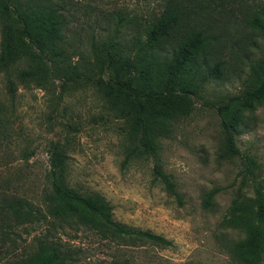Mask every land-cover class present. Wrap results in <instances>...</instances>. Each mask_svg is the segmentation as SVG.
<instances>
[{
    "label": "rangeland",
    "instance_id": "obj_1",
    "mask_svg": "<svg viewBox=\"0 0 264 264\" xmlns=\"http://www.w3.org/2000/svg\"><path fill=\"white\" fill-rule=\"evenodd\" d=\"M47 1L45 6L59 9L67 21L66 46L73 52L71 62L77 63L82 57L91 60L92 46L110 39L132 58L168 4ZM210 1L222 47L211 61L223 60L222 77L190 94V113L169 122L153 154L141 150L132 119L114 117L96 86L37 80L29 72L41 63L29 59L28 45L15 43L9 67H0V264L23 263L51 240L70 252L73 264H247L256 229L264 241V207L256 211L254 192L256 183L264 180V103L252 101L238 115L236 145L256 161L248 175L241 158L226 153L213 106L255 84L258 65L264 63V35L247 22L264 0ZM8 32L0 17V55ZM171 45L165 40L161 51L168 52ZM53 147L67 154L71 187L100 193L114 220L150 230L171 243L123 242L47 215L42 198ZM154 164L173 176L180 202L155 178ZM20 200L28 202L34 217L14 215L8 205ZM257 264H264V250Z\"/></svg>",
    "mask_w": 264,
    "mask_h": 264
},
{
    "label": "trees",
    "instance_id": "obj_2",
    "mask_svg": "<svg viewBox=\"0 0 264 264\" xmlns=\"http://www.w3.org/2000/svg\"><path fill=\"white\" fill-rule=\"evenodd\" d=\"M46 2L0 0V17L9 27L4 36L0 67H9V59L17 50L16 42L28 45L29 59L41 63L29 72L32 77L42 82L57 79L67 85L91 83L96 86L103 93L114 117L132 119L141 135L139 145L144 152L153 154L156 140L166 134L169 122L177 115L190 113L193 99L190 94L199 93L202 85L210 79L220 80L222 77L223 60L211 61L222 47L217 42L220 36L217 21L211 19L210 0H168L163 14L151 24L145 43L138 47L132 58L125 57L119 44L110 39L100 46L93 45L91 60L85 61L82 57L78 63L71 62L73 52L66 46L68 24L63 13L50 4L45 6ZM42 3L44 7H41ZM251 18L248 25L256 26L264 35V5L254 10ZM165 40L172 41L168 52L161 51ZM132 67L134 72L130 71ZM258 68L255 84L251 88L239 94H229L213 106L224 135L226 153L241 158L246 175L253 173L256 161L240 152L235 135L240 125V110L252 101L264 103V63H260ZM48 153L45 172L47 189L42 198L47 215L60 223L84 225L95 229L98 234L123 242L141 239L162 245L171 243L150 230L114 220L111 206L104 196L97 192L83 193L69 185L65 150L53 147ZM153 171L164 190L180 202L181 196L173 176L164 172L158 164H154ZM254 192L256 211H260L264 207V180L256 183ZM8 207L17 218L30 219L36 215L25 200ZM253 233L256 240L247 264H257L264 250L262 234L258 229ZM19 264H73V259L69 251L51 240L46 241L29 260Z\"/></svg>",
    "mask_w": 264,
    "mask_h": 264
}]
</instances>
